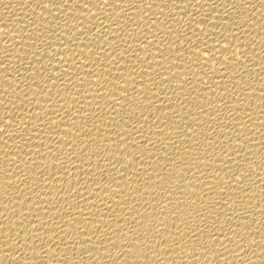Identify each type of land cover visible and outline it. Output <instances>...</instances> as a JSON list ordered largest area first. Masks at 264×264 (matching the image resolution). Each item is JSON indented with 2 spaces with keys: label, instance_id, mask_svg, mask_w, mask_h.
Masks as SVG:
<instances>
[{
  "label": "bare ground",
  "instance_id": "1",
  "mask_svg": "<svg viewBox=\"0 0 264 264\" xmlns=\"http://www.w3.org/2000/svg\"><path fill=\"white\" fill-rule=\"evenodd\" d=\"M0 264H264V0H0Z\"/></svg>",
  "mask_w": 264,
  "mask_h": 264
}]
</instances>
